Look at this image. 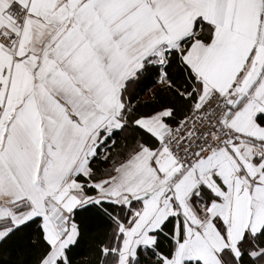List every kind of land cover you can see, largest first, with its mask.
<instances>
[{
	"label": "snow or ice",
	"instance_id": "obj_1",
	"mask_svg": "<svg viewBox=\"0 0 264 264\" xmlns=\"http://www.w3.org/2000/svg\"><path fill=\"white\" fill-rule=\"evenodd\" d=\"M0 264H264V0H0Z\"/></svg>",
	"mask_w": 264,
	"mask_h": 264
}]
</instances>
